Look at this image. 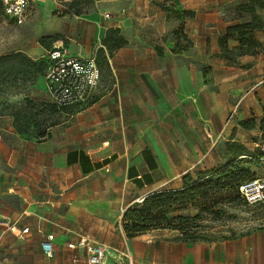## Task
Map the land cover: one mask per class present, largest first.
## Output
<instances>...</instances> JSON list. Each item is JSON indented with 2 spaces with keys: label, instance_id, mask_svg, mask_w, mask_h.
<instances>
[{
  "label": "crops",
  "instance_id": "0c3cea01",
  "mask_svg": "<svg viewBox=\"0 0 264 264\" xmlns=\"http://www.w3.org/2000/svg\"><path fill=\"white\" fill-rule=\"evenodd\" d=\"M221 6L175 1L174 9L189 16L165 18L162 26L158 8L144 0L133 12L145 25L131 33L137 45L106 54L104 76L116 81L110 94L71 118L38 103L40 114L58 118L45 138L37 129L0 125V264H87L83 249L68 248L82 236L107 244L115 256L128 254L133 264H264L263 233L189 242L168 230L128 237L123 227L133 204L175 189L187 173L224 165L209 164L208 136L222 130L234 109L240 121L263 111L264 52L226 58L220 38L229 23ZM133 13L106 28L109 38L129 39ZM262 34L256 36L264 43ZM237 44L228 41L230 48ZM102 45L96 43L100 52ZM44 85L49 92L47 79ZM3 198L16 199L19 208L5 207ZM48 235H54L52 257L42 247Z\"/></svg>",
  "mask_w": 264,
  "mask_h": 264
},
{
  "label": "rangeland",
  "instance_id": "374dc122",
  "mask_svg": "<svg viewBox=\"0 0 264 264\" xmlns=\"http://www.w3.org/2000/svg\"><path fill=\"white\" fill-rule=\"evenodd\" d=\"M147 1L158 8L159 23H163L165 18L189 16L187 11L174 9L175 1L182 0ZM191 1L195 4L201 0ZM208 1L213 5L217 1L222 4L223 17L229 25L251 20V14L245 6L254 7L264 23V0ZM143 2L144 0H46L38 4L32 3L30 15L22 25H18L0 11V125L7 126L13 123L20 131L31 132L56 123L58 118L55 115L44 116L37 108L40 102L44 108L52 105L49 92L44 90L46 69L43 61L47 52L61 44L67 47L69 52L95 53L102 62L104 75H107L109 69L106 54H114L120 47L132 50L137 45L135 33L134 37L131 33L145 25L139 26L142 16L139 20L133 12ZM128 12L133 13L131 15L133 20H127L130 26L129 39L120 34L116 38H109V30L106 28L113 25L114 21L126 18ZM177 12L181 15H176ZM106 15L109 16L106 17ZM262 36L264 37V34ZM98 41L102 42L107 49L105 50L102 45L99 48L101 52L97 50ZM120 43L123 45L114 47L115 44ZM17 53L37 62L38 67L30 76L22 72L10 71L7 62L11 60L8 57ZM261 107L262 113L254 114V120L252 118L249 120L256 123L255 128L244 130L239 126V109H237L234 121L223 130L224 126L222 133L220 131L211 137L208 136V145L213 153L212 160L209 162L211 166L225 164L230 160L232 155L226 151V145L231 141L250 151L249 155L244 156L241 166L248 169L254 178L264 177V132H262L264 105ZM213 141L215 144L212 146ZM182 188V183L178 184L175 187V193H179ZM172 198L177 200L172 202L170 211L166 214L168 219L192 217L199 212L192 203L183 201V196L178 195ZM2 202L5 207L11 203L19 208L16 199L3 198ZM138 203H143V200L130 207ZM214 211L213 214H203L204 219L200 221H191L188 228L198 235L207 236L208 240H247L257 233L264 234V202L248 205L241 200H236L229 204H220ZM168 224L164 222L165 228L151 231L168 230L174 235L181 236L179 230L168 227Z\"/></svg>",
  "mask_w": 264,
  "mask_h": 264
},
{
  "label": "trees",
  "instance_id": "16d2710c",
  "mask_svg": "<svg viewBox=\"0 0 264 264\" xmlns=\"http://www.w3.org/2000/svg\"><path fill=\"white\" fill-rule=\"evenodd\" d=\"M245 8L250 12L251 20L229 25L225 34L220 38V45L224 48V55L231 62H236L238 57L244 55H256L264 52V43L256 36L257 32L264 31V23L254 7L245 6ZM0 11L4 12L2 0H0ZM173 34L176 37L181 36V28ZM229 40H236L238 44L230 48L228 46ZM121 45L123 43L115 44L114 47L118 48ZM178 47L179 50H182V47L179 45ZM8 59L11 60L7 62L8 67L13 72L18 71L26 74V71L36 70L38 67L34 59L20 53L11 55ZM43 62L46 69L48 62L47 60ZM45 109L49 113H54L58 107L52 104L47 105ZM239 126L244 130H250L255 128L256 123L242 120L239 122ZM262 126V132H264V123H262ZM47 127L49 126L37 129L40 138L46 137ZM226 151L232 156L223 166L216 167L208 173L194 171L185 174L182 177L183 188L179 193H175V189L154 193L144 198L143 203H138L134 207L127 209L124 213L123 227L128 237H135L151 230L165 228L163 224L167 222L169 223L168 227L181 232L180 238L184 241L208 240L207 236L192 232L188 228L189 223L194 220L200 221L204 219L203 214H213L215 212L214 209L220 204H229L236 200L246 203L240 195L239 186L255 179L248 169L241 166L244 158L242 156L249 155L248 153L250 152L246 147L235 142H229L226 145ZM178 195L183 196V201L192 203L194 207L199 209V212L192 217L182 216L168 219L166 214L170 211L172 202L177 200L172 197H177Z\"/></svg>",
  "mask_w": 264,
  "mask_h": 264
},
{
  "label": "built area",
  "instance_id": "2783aa9c",
  "mask_svg": "<svg viewBox=\"0 0 264 264\" xmlns=\"http://www.w3.org/2000/svg\"><path fill=\"white\" fill-rule=\"evenodd\" d=\"M44 1L46 0H2V4L4 13L15 23L22 25L30 15L32 3L38 4ZM46 60L48 62L46 79L51 102L58 108L67 110L70 113L69 118L110 94L112 87L116 86V81L109 80L115 79L114 76L112 78L104 76L96 54L88 58L75 56L61 45L50 49L46 54ZM236 110L237 108L231 112L224 129L234 119ZM239 192L248 205L264 202V177L242 183ZM26 232L28 228L23 229V233ZM53 240L54 235H48L42 244L48 257L53 256ZM68 248L83 249L87 256V264H106L111 257L117 261V264H133L128 254L123 255V258L119 255L115 256L107 244L84 236L68 243Z\"/></svg>",
  "mask_w": 264,
  "mask_h": 264
}]
</instances>
